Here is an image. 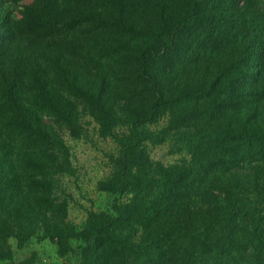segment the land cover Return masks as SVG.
Listing matches in <instances>:
<instances>
[{
    "label": "trees",
    "instance_id": "trees-1",
    "mask_svg": "<svg viewBox=\"0 0 264 264\" xmlns=\"http://www.w3.org/2000/svg\"><path fill=\"white\" fill-rule=\"evenodd\" d=\"M52 1L23 6L15 20L6 5L16 1L0 0V264H23L12 239L69 251L79 233L61 193L70 172L62 133L79 136L81 107L111 128L110 99L139 86L150 104L128 116L112 190L131 197L109 205L79 264H264V0H112L106 17L104 2L81 0L73 35ZM138 7L146 27L124 43ZM110 49L115 58L104 59ZM193 97L203 125L175 130L188 160L153 163L144 151L151 133L139 128L162 115L186 122L172 105ZM129 229L144 235L128 244Z\"/></svg>",
    "mask_w": 264,
    "mask_h": 264
},
{
    "label": "rangeland",
    "instance_id": "rangeland-1",
    "mask_svg": "<svg viewBox=\"0 0 264 264\" xmlns=\"http://www.w3.org/2000/svg\"><path fill=\"white\" fill-rule=\"evenodd\" d=\"M15 1L16 2H8L6 5L8 9L11 10L13 17L16 18L15 20L20 18L19 12L25 5L34 4L37 11L45 7L44 3H41V0ZM56 1H60L61 3H59L57 11H55V17L59 14L66 16L64 21H67L69 25L68 23L62 24L61 30L67 31L68 34L71 35L74 26H76L74 23L70 22V19H72L71 15L78 12L80 9L79 5L82 4V2L81 0H54L52 3ZM101 1L106 4L105 7L107 10L100 5H98L97 9L106 17L111 14L113 7L111 5L112 0ZM55 7H57V5ZM134 11L129 14L124 21L128 32H120V39H123L124 43H126L128 39L131 43L135 42L137 38L132 32L134 31L137 33L135 29L138 27H146L148 16L142 15L141 11H139V7ZM140 16H142V18L138 20L137 17ZM55 17H48V19L49 21L53 19L52 22L56 24L57 19ZM130 26L134 27L129 28ZM73 34L74 33H72V35ZM45 38L47 40L58 39L51 37L50 33L49 37ZM116 51L117 50L111 49L106 50L104 52V59H114ZM160 71L161 70H158L156 74L159 75ZM130 74L132 77L134 76L133 72H130ZM161 79H164V77ZM164 80L166 81V79ZM143 87L139 86L134 93L126 91L124 93V98H120V94H118L110 99V104L113 103L110 111H112L114 116L117 115L114 118L117 120H115L111 128L104 127L102 122L97 121L95 115H92L86 107H81L80 117L82 119V124L80 129L82 131L79 136H73L67 131L62 133V139L64 140L66 151L69 156L70 172L61 180V193L68 195V218L75 224L79 234L75 239L70 240L69 251L65 254H61L56 243L49 239L42 240L32 238L23 247H19L17 241L12 239L10 244L14 263L79 264L81 261H84L81 254V250L86 245L84 238L89 233H93V230L99 228L102 222L105 221L109 205L115 200H119L120 203H125L131 197L130 192L123 193L121 196H115L112 190L117 189V182L114 179L117 171L116 163L120 147L124 144L128 136L130 120L128 116L131 115L132 111L136 109L142 111L150 104V92L147 91L146 87V89ZM194 98L195 97L191 99L186 98L185 101H183L185 103H182L184 104L183 108L172 105L173 110L176 109L180 115H186V122L180 121L174 123L171 121L172 118L162 115L158 116L155 123L147 124L139 128L142 131L148 130L151 133V139L145 143L146 150L144 151L146 156H148L153 163L158 162L169 165L188 160L189 154L187 153L186 147L180 141H176L178 131L175 130L193 133L198 131L203 125V119L201 118L202 114L200 115L201 112L198 113V115L192 114V107L198 104ZM202 101L203 99L201 98V103ZM169 113L170 112L167 111L165 114L169 115ZM112 120H110L108 125L112 123ZM51 126L55 128L53 122H51ZM133 167V170L138 169V165L133 164ZM146 170H148V172L152 170V173H156L157 168L151 164V167L149 168L148 165ZM153 176L155 177L154 174ZM154 183L156 184V182ZM155 190L156 192L158 191L156 185ZM142 235H144L143 229H138L134 232H132V229H129L123 239H126L128 244H131V242H138ZM95 247L96 246H94L93 249H95ZM44 258L45 261H43ZM26 261L31 262L26 263ZM143 262H146V260H140V258L138 259L137 257L131 259V264Z\"/></svg>",
    "mask_w": 264,
    "mask_h": 264
},
{
    "label": "crops",
    "instance_id": "crops-1",
    "mask_svg": "<svg viewBox=\"0 0 264 264\" xmlns=\"http://www.w3.org/2000/svg\"><path fill=\"white\" fill-rule=\"evenodd\" d=\"M43 261H45V258L43 259ZM47 263V262H46Z\"/></svg>",
    "mask_w": 264,
    "mask_h": 264
}]
</instances>
